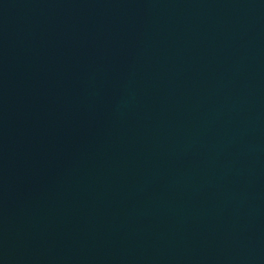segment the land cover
Listing matches in <instances>:
<instances>
[{"label": "water", "instance_id": "water-1", "mask_svg": "<svg viewBox=\"0 0 264 264\" xmlns=\"http://www.w3.org/2000/svg\"><path fill=\"white\" fill-rule=\"evenodd\" d=\"M0 264H264V0H0Z\"/></svg>", "mask_w": 264, "mask_h": 264}]
</instances>
